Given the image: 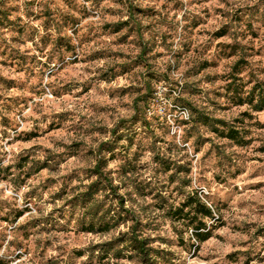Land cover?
Instances as JSON below:
<instances>
[{"label": "rangeland", "instance_id": "1", "mask_svg": "<svg viewBox=\"0 0 264 264\" xmlns=\"http://www.w3.org/2000/svg\"><path fill=\"white\" fill-rule=\"evenodd\" d=\"M256 83L264 0H0V264H137L94 252L128 232L81 205L101 159L141 195L156 264H264V111L239 104ZM192 191L219 219L202 244L167 214Z\"/></svg>", "mask_w": 264, "mask_h": 264}, {"label": "trees", "instance_id": "2", "mask_svg": "<svg viewBox=\"0 0 264 264\" xmlns=\"http://www.w3.org/2000/svg\"><path fill=\"white\" fill-rule=\"evenodd\" d=\"M179 94L181 96V93ZM165 99L168 100V96H165ZM239 102L240 105H250L255 112L264 111V92L260 84L256 83L246 96L239 94ZM174 105L175 108H180L177 103ZM192 119L209 128L212 133L227 138L240 146H244L248 142L236 127L229 126L225 121L212 118L205 113H197V115L193 113ZM106 166L107 161L103 159L96 164L93 170L96 180L87 187L81 205L86 210H95V221L104 223L107 231L127 225L128 232L123 233L122 237L102 245V250L97 247L94 252H102L104 256H107L106 258H113L116 261L129 259L136 260L137 264H156L155 262L162 259V250L154 248L152 244L156 241L143 231L142 223L145 222V219L142 217V207L139 201L141 195L131 191L121 195L119 193L120 186L115 184L111 175L102 173ZM106 191L109 192L107 198L110 205L103 215L104 219H101L97 212L100 204L97 196ZM167 214L173 223H184L192 231L193 238L199 244L211 238L209 221H219V219L216 220L214 206L203 200L196 191L187 195L180 208L169 209Z\"/></svg>", "mask_w": 264, "mask_h": 264}, {"label": "built area", "instance_id": "3", "mask_svg": "<svg viewBox=\"0 0 264 264\" xmlns=\"http://www.w3.org/2000/svg\"><path fill=\"white\" fill-rule=\"evenodd\" d=\"M154 100V102L155 101H158V99H153ZM166 100V99H165ZM159 107H160V109H161V111L164 113V115H166V107H161L160 105H158ZM155 107V104L153 103V104H150L149 105V107H148V109H147V114L149 115V116H152V115H154L153 114V108ZM183 114H185L186 116H188V114H187V112H183Z\"/></svg>", "mask_w": 264, "mask_h": 264}]
</instances>
